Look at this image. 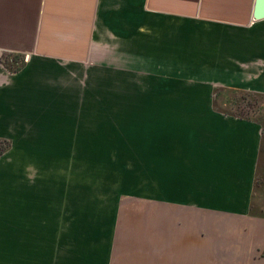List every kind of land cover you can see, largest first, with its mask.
<instances>
[{"label":"crops","instance_id":"crops-1","mask_svg":"<svg viewBox=\"0 0 264 264\" xmlns=\"http://www.w3.org/2000/svg\"><path fill=\"white\" fill-rule=\"evenodd\" d=\"M255 6L0 0V264H121L125 215L145 242L127 264H264V217L250 213L263 126L214 108L218 88L264 94ZM106 96L144 172L143 215L106 210L54 169Z\"/></svg>","mask_w":264,"mask_h":264},{"label":"rangeland","instance_id":"rangeland-1","mask_svg":"<svg viewBox=\"0 0 264 264\" xmlns=\"http://www.w3.org/2000/svg\"><path fill=\"white\" fill-rule=\"evenodd\" d=\"M10 61L12 62L10 63L11 69L21 65V59L17 56L10 58ZM223 96L227 102L228 95L224 94ZM232 96L238 99L239 104L234 105L233 102L231 105L224 106L222 104L224 100L220 98L218 105H222L234 113L243 114L254 120L264 122V95L253 96L248 95L247 92H239ZM95 104L99 106L95 108L97 111L99 110V113H90L88 125H73L72 161L66 163L56 162L54 163V169L58 173L65 172L66 177L61 178L63 179L62 184L71 185L75 188L81 187L88 192H94L88 193L86 196L90 197V201L105 203L106 210L116 207L119 202L122 204L139 203L141 205L138 207L142 209L139 213L143 215L145 201L144 172L143 169L138 168L139 165L134 159L129 161L128 147L123 145V138L128 137V125H114L111 96H106L103 104L100 105L97 102ZM0 141L4 142L3 139H0ZM3 142L0 143V149L5 147ZM10 148L11 145L0 156ZM259 168L254 211L264 213V147ZM55 180L59 184L60 178H55ZM126 213L128 214L129 211ZM125 217L128 216L125 215ZM125 217L122 218L121 226V264H127L128 259L126 257L129 254L132 257L138 254L145 257L143 220L135 222L138 223L135 227ZM172 259L170 258V261Z\"/></svg>","mask_w":264,"mask_h":264},{"label":"trees","instance_id":"trees-1","mask_svg":"<svg viewBox=\"0 0 264 264\" xmlns=\"http://www.w3.org/2000/svg\"><path fill=\"white\" fill-rule=\"evenodd\" d=\"M239 92H247L248 95H260V96H263L264 94L263 93H258V92H250V91H244V90H239V89H227V88H218L215 90L214 92V108L218 111H222V112H225V113H228V114H232V115H236V116H239V117H242V118H245V119H249V120H254L253 118H250L248 116H245L243 114H237V113H234L232 111H229V109L223 107L222 105H218V100L220 98H222V100L225 99V97L223 96L224 94H227L228 95V101L226 102L225 100L223 101L224 103H222L224 106H227L228 104H233L234 102V105H237L239 104L238 102V99L237 98H234V96L232 95H235V94H238ZM245 94V93H244ZM234 100V101H232ZM257 121V120H255ZM262 124V126L264 127V122L263 121H258ZM3 141H0L3 142L5 145V147H3L2 149H0V154H2L4 151H6L11 143L10 141L8 140H5L3 139ZM263 147H264V135H263V138H262V147H261V151H260V157H259V164H258V173H257V179H256V183H255V187H254V198H253V201H252V206L250 208V213L252 215H256V216H261V217H264V213H256L254 210H255V202H254V199H255V193H256V189H257V186H258V176H259V171H260V168H259V165H260V159H261V155H262V152H263Z\"/></svg>","mask_w":264,"mask_h":264},{"label":"water","instance_id":"water-1","mask_svg":"<svg viewBox=\"0 0 264 264\" xmlns=\"http://www.w3.org/2000/svg\"><path fill=\"white\" fill-rule=\"evenodd\" d=\"M263 17H264V0H256L254 19H261Z\"/></svg>","mask_w":264,"mask_h":264}]
</instances>
